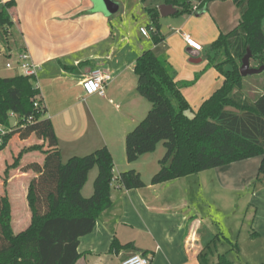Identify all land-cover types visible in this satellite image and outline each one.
<instances>
[{
  "label": "crops",
  "instance_id": "1",
  "mask_svg": "<svg viewBox=\"0 0 264 264\" xmlns=\"http://www.w3.org/2000/svg\"><path fill=\"white\" fill-rule=\"evenodd\" d=\"M10 1L0 0V12ZM14 1L15 7L9 10L14 27L13 38L7 42L10 50L7 56L12 57L9 46L12 43L16 53L27 52L38 67L37 87L46 108L45 118L53 123L62 161L66 163L73 157H84L106 147L114 159L115 179L124 172L135 170L146 184L144 188L134 190H126L118 183L112 187V206L99 217L94 231L81 238L78 251L82 257L76 264H122L133 254L146 256L151 264H204L201 256L209 238L205 234L215 235L190 200L195 192H191L192 185L197 186L196 192L199 193V187H204L205 173L153 186L151 180L160 170V160L149 163L144 161L149 156L146 155L129 164L126 157L123 158L127 135L145 120L152 109V104L138 92L135 74L138 58L143 52L155 49L147 30L150 25L147 10L159 9L167 5V0L153 2L150 7L142 0H113L117 7L110 16L96 11L92 0ZM143 10L146 17L140 19ZM115 15L119 19L114 20ZM240 19L239 10L232 1H215L189 15L161 17L168 63L174 70L175 81L184 85L182 94L194 113L225 81L206 58L209 48L221 34L233 31ZM164 27L167 32L163 31ZM183 33L202 45L203 51L190 49ZM95 70L111 76V81L105 84L103 96L88 95L83 88ZM19 75L21 71L14 77ZM250 81H260L264 86V75L247 79L246 85H250ZM254 87L251 93H264V88ZM13 142L18 145L15 153L10 150ZM42 145L46 151V142L36 136L23 141L14 136L7 148L0 152V195L7 196L11 203L12 228L26 225L28 221L31 224L28 189L37 175L23 169L32 163L43 165L45 155L39 151L25 153L20 166L9 170L5 185V173L14 164L10 165L9 159ZM232 165L210 171L228 176L231 169L228 173L224 170ZM238 173L244 172L240 169ZM97 176L98 169L94 168L82 190L84 198L93 196ZM250 181L244 179L240 185L247 187ZM225 183L233 186L230 179ZM248 195L246 213L255 209L252 238L262 245L256 248V255L263 256L256 263H263L264 182ZM114 241L122 246L131 245V249L112 251ZM215 245L216 240L211 248ZM208 258L209 264L217 263L215 258Z\"/></svg>",
  "mask_w": 264,
  "mask_h": 264
},
{
  "label": "trees",
  "instance_id": "2",
  "mask_svg": "<svg viewBox=\"0 0 264 264\" xmlns=\"http://www.w3.org/2000/svg\"><path fill=\"white\" fill-rule=\"evenodd\" d=\"M215 1H232L241 19L233 31L221 34L209 48L206 58L225 81L195 113L182 94L184 85L175 81L168 63L159 10H147V30L155 49L142 53L135 74L138 92L152 109L127 135L125 143L129 164L155 153L159 144H164L166 154L151 180L153 186L255 158H261L258 181L264 177V93L251 100L245 94V81L257 76L243 78L240 74L248 49L252 52L251 66H264V0H167L166 4L176 8L178 15H189ZM14 7L15 1L11 0L0 12V36L4 38L12 36L14 24L9 10ZM39 95L34 79L22 75L0 78V126L7 132L1 138L0 152L14 136L22 141L36 136L47 144L46 151L44 145L22 151L5 173L6 185L9 170L20 166L25 153L39 151L45 155L43 165L32 163L23 169L37 175L28 189L32 220L26 230L14 233L11 203L7 196L0 195V264H76L82 257L78 251L81 238L94 231L99 217L112 206V187L116 183L126 190L146 186L135 170L115 179L114 159L106 147L64 163L53 123L45 118L43 99L38 108L34 105ZM189 112L195 115L190 117ZM94 168L98 169L94 194L84 198L82 190ZM216 238L219 236L205 242L201 256L204 264L210 263L209 252ZM226 241L239 252L237 244ZM126 249L131 245L122 246L117 241L111 248ZM216 264L234 263L219 255Z\"/></svg>",
  "mask_w": 264,
  "mask_h": 264
},
{
  "label": "rangeland",
  "instance_id": "3",
  "mask_svg": "<svg viewBox=\"0 0 264 264\" xmlns=\"http://www.w3.org/2000/svg\"><path fill=\"white\" fill-rule=\"evenodd\" d=\"M113 2V0H110ZM121 2V0H117ZM158 0H147L146 4L148 7L154 2L156 4ZM145 15V11L143 10V16L139 17L142 19ZM114 20L119 19V16L115 15ZM167 28L164 27L163 31L167 32ZM12 36L4 38L2 35L0 36V77L1 78H10L14 77L19 67L16 65L18 54L16 53V49L14 44H9L12 49V57H8L9 48L7 47V42L11 41ZM8 41H7V40ZM10 63L12 65L11 69L6 67V64ZM262 75V74H261ZM264 75V73H263ZM257 76V75H256ZM258 77V76H257ZM247 81V80H246ZM260 81H250V85H246L245 94L250 97L251 100L256 99L259 94L251 93L254 88L263 89V85H260ZM264 84V83H263ZM231 112H237L234 108H226ZM195 114L192 112L188 113V116L193 117ZM17 144L15 142L12 143L10 147L11 152L15 153L17 149ZM120 146V145H119ZM125 147L126 143H124V151L123 158H125ZM166 154V149L163 143H160L156 152L147 156L144 161L149 163H158V160H162ZM118 155V154H117ZM119 156V155H118ZM17 157V156H16ZM15 156L13 159H9L10 165L15 161ZM143 163V160L142 162ZM261 163V158H255L248 160L243 163H235L230 168H225L224 173H228V169H231L230 175L224 176L219 174L218 172L212 173V171L204 172V180L203 186L199 187L201 189L200 193L196 192L197 186L192 185V191H195L191 196L190 204L194 208V210L198 211L199 216L206 220V226L210 227L213 235H221L219 238H216V245L209 252V257L211 259L215 258L218 260L219 255H225L227 259L234 264H263L256 263L258 258L263 257L261 255H256V248L261 247V243L259 241L254 242V228L252 225L253 217L255 209L249 210V214L246 213V202L249 200V193L252 194V191L255 190L256 186L261 185L262 181L264 182V177H261V181H258V171ZM246 170L244 171V169ZM242 169L244 173H238L239 170ZM145 172V171H144ZM198 177V176H196ZM202 177V176H201ZM202 179V178H201ZM226 179H230L233 186H227ZM245 181L251 180L250 184L247 187L244 185H240L242 180ZM237 185V187H236ZM198 188V189H199ZM246 190H248L247 193ZM247 195V196H246ZM246 196V198H245ZM29 221L26 225L23 226H15L13 227L14 232L19 233L28 227ZM205 236L211 238L212 234L209 236V233L206 232ZM208 238V239H209ZM219 239V240H218ZM230 240L234 244L238 245L239 252L234 250L230 244L226 241ZM260 243V244H253Z\"/></svg>",
  "mask_w": 264,
  "mask_h": 264
},
{
  "label": "built area",
  "instance_id": "4",
  "mask_svg": "<svg viewBox=\"0 0 264 264\" xmlns=\"http://www.w3.org/2000/svg\"><path fill=\"white\" fill-rule=\"evenodd\" d=\"M183 38L187 44V46L196 51V52H202L203 47L199 43H197L191 36L188 34H182ZM16 65L21 70V75L24 77H28L35 80V88L38 90V82H37V69L29 56V54L25 51L18 54ZM8 69L12 68V65L8 63L6 65ZM111 81V76L104 73L101 70H95L92 72L90 77L86 79V81L83 84V88L88 95H94L98 94L100 96L104 95V87L106 82ZM41 96H37L35 98V107H39V101L41 100ZM11 117H14L11 115ZM32 120V119H31ZM7 134L6 130L0 126V145L2 144L1 138ZM122 264H151V260L149 258L144 257L141 254H133L129 258H127Z\"/></svg>",
  "mask_w": 264,
  "mask_h": 264
},
{
  "label": "water",
  "instance_id": "5",
  "mask_svg": "<svg viewBox=\"0 0 264 264\" xmlns=\"http://www.w3.org/2000/svg\"><path fill=\"white\" fill-rule=\"evenodd\" d=\"M95 5V10L102 12L108 16L112 15L116 9V5L110 0H92ZM159 13L161 17L166 18L178 13V10L172 5H162L159 7ZM252 52L248 49L247 54L242 59V65L240 67V74L243 78L258 76L264 73V66L259 68H253L251 66Z\"/></svg>",
  "mask_w": 264,
  "mask_h": 264
}]
</instances>
